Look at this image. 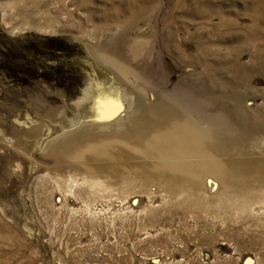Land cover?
<instances>
[{
  "label": "rangeland",
  "instance_id": "rangeland-1",
  "mask_svg": "<svg viewBox=\"0 0 264 264\" xmlns=\"http://www.w3.org/2000/svg\"><path fill=\"white\" fill-rule=\"evenodd\" d=\"M0 264H264V0H0Z\"/></svg>",
  "mask_w": 264,
  "mask_h": 264
},
{
  "label": "bare ground",
  "instance_id": "bare-ground-1",
  "mask_svg": "<svg viewBox=\"0 0 264 264\" xmlns=\"http://www.w3.org/2000/svg\"><path fill=\"white\" fill-rule=\"evenodd\" d=\"M117 125V124H116ZM119 125V124H118Z\"/></svg>",
  "mask_w": 264,
  "mask_h": 264
}]
</instances>
